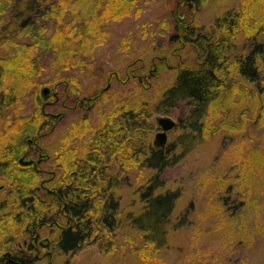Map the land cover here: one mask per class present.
Here are the masks:
<instances>
[{"label": "trees", "instance_id": "trees-1", "mask_svg": "<svg viewBox=\"0 0 264 264\" xmlns=\"http://www.w3.org/2000/svg\"><path fill=\"white\" fill-rule=\"evenodd\" d=\"M205 2L178 0L174 9L173 52L190 48L192 64L171 65L158 54L148 62L152 68L146 69V77L138 73L144 61L128 67L125 78L115 73L117 80L131 79L136 86L119 100L107 99V85L80 96L72 84L75 78L51 82L64 85L60 108L89 109L96 100L110 101L96 126L83 115L52 155V147L43 148L40 139L64 115L45 108L57 95L52 87L46 95L41 92V52L51 45L64 54L71 45L85 52L87 45L103 43L110 23L130 14L135 0H0V178L5 181L0 191L6 189L0 199V264H70L69 255L95 243L103 246L125 226L138 232L153 254L167 244L181 194L168 186L166 169L222 128L223 136L248 122L264 128V0L221 7L210 23L200 24L193 11ZM89 34L94 40L85 37ZM164 66L174 69L173 81L149 98L144 94L148 71ZM31 99L27 114L22 108ZM181 103L185 109L170 130L173 136L164 147L155 146V117ZM221 113L224 118L212 124ZM73 139L79 145L71 148ZM34 148L37 159L28 155ZM23 154L33 161L20 163ZM49 156L54 160L48 170L41 162ZM263 158L251 148L238 161L243 169L239 181L251 196L249 183ZM230 184L218 186L220 209H227ZM44 228L53 233L52 239L42 236Z\"/></svg>", "mask_w": 264, "mask_h": 264}, {"label": "rangeland", "instance_id": "rangeland-1", "mask_svg": "<svg viewBox=\"0 0 264 264\" xmlns=\"http://www.w3.org/2000/svg\"><path fill=\"white\" fill-rule=\"evenodd\" d=\"M177 1L135 0L130 14L110 23L103 43L89 44L85 52H81L76 45L68 48V54L52 45L41 52L40 65L44 71L40 89L52 87L57 95L55 101L53 98L47 101L45 108L64 115L55 128L51 129L52 124L45 128L46 134L40 139L43 148L50 150L52 147L53 155V148L63 134L83 115L92 126H96L101 111L110 105V101L96 100L89 109L77 106L60 108V90L64 85L55 87L51 82L75 78L72 84L79 89L80 96H89L94 90L107 85V99L119 100L120 96L124 98L136 91V86L131 79L124 82L117 80L115 73L125 78L128 67L135 68L144 61L142 71L138 73L146 77V69L152 68L148 62L158 54L166 56L171 65L194 62L192 50L188 47L173 52ZM239 1L206 0L203 7L193 11L194 20L208 24L218 9L233 6ZM50 30L47 33L50 34ZM85 37L94 40L90 34ZM88 53L91 58H88ZM148 75L150 83L144 94L154 98L173 81L174 69L164 66L153 73L148 71ZM32 107L31 99L24 103L22 109L28 114ZM184 109L185 104L181 103L179 108L160 115L177 120ZM251 114V111L247 114L250 119L253 118ZM231 117L236 119L237 112L233 111ZM223 118V113L216 115L212 124L217 125ZM246 125L238 132H231V135L223 136L224 129H220L177 165L166 169L164 177L168 186L179 188L181 194L175 216L170 218L173 229L168 233L164 247L149 254L150 248L141 240L139 233L125 226L116 229L111 241L103 246L95 243L69 255L70 264H264V161L250 180L252 196L243 181H239L242 180L239 175L243 169L238 163L251 148H257L264 155V128L253 122ZM158 130V126L153 130L152 141ZM173 134L168 132V140ZM78 143L77 139H73L70 147L78 146ZM28 155L37 159V149H32ZM53 157L44 159L41 167L53 169ZM228 180L231 184L225 199L227 209L224 210L220 209L217 201L221 193L218 186ZM3 183L5 181L0 178V184ZM4 194L6 189L0 191L1 200ZM41 233L50 239L54 236L48 228Z\"/></svg>", "mask_w": 264, "mask_h": 264}, {"label": "water", "instance_id": "water-1", "mask_svg": "<svg viewBox=\"0 0 264 264\" xmlns=\"http://www.w3.org/2000/svg\"><path fill=\"white\" fill-rule=\"evenodd\" d=\"M41 92L46 95L49 92L48 87L42 88ZM155 122L157 123L159 130L155 133L153 144L155 146L164 147L168 140V132L176 126V120L167 115H157L155 117ZM26 154H23L19 158V162L23 164H30L33 159L25 158ZM48 242L45 244L47 245Z\"/></svg>", "mask_w": 264, "mask_h": 264}]
</instances>
